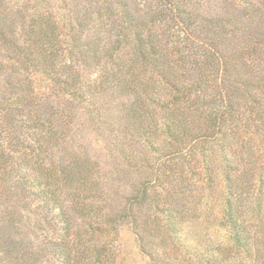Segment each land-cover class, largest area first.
<instances>
[{"label": "trees", "instance_id": "obj_1", "mask_svg": "<svg viewBox=\"0 0 264 264\" xmlns=\"http://www.w3.org/2000/svg\"><path fill=\"white\" fill-rule=\"evenodd\" d=\"M123 233L264 264V0H0V264H115Z\"/></svg>", "mask_w": 264, "mask_h": 264}, {"label": "rangeland", "instance_id": "obj_2", "mask_svg": "<svg viewBox=\"0 0 264 264\" xmlns=\"http://www.w3.org/2000/svg\"><path fill=\"white\" fill-rule=\"evenodd\" d=\"M44 82L41 83L43 87ZM52 97V101L55 103L57 98ZM86 133H81L77 136L78 144L81 148L86 147L92 149L93 143H96L97 138L94 134L85 131ZM101 144H94L92 152H100ZM132 238L130 234L123 233V236L116 243V253H115V264H145V260L138 255L133 249Z\"/></svg>", "mask_w": 264, "mask_h": 264}]
</instances>
